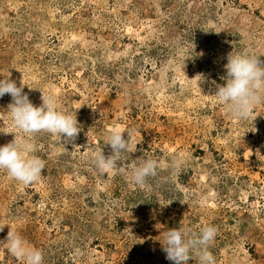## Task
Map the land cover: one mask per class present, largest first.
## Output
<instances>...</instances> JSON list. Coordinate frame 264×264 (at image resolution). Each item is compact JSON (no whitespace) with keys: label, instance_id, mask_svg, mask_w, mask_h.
<instances>
[{"label":"rangeland","instance_id":"obj_1","mask_svg":"<svg viewBox=\"0 0 264 264\" xmlns=\"http://www.w3.org/2000/svg\"><path fill=\"white\" fill-rule=\"evenodd\" d=\"M230 53L264 65V0H0V79L23 78L37 107L56 97L81 129L26 135L0 98V146L16 136L45 163L28 185L0 170V264H22L10 226L43 264H173L165 232L204 226L215 264H264V104L238 120L212 95ZM116 127L136 147L100 173ZM149 158L164 167L141 189L128 172Z\"/></svg>","mask_w":264,"mask_h":264},{"label":"clouds","instance_id":"obj_2","mask_svg":"<svg viewBox=\"0 0 264 264\" xmlns=\"http://www.w3.org/2000/svg\"><path fill=\"white\" fill-rule=\"evenodd\" d=\"M232 53L228 55L225 65L227 75L222 78L226 82L216 85V91L212 95L225 106L233 118L247 120L258 106L264 104V65L255 55ZM25 86L23 78L19 86L9 78L0 79V98L5 94L12 98L7 108L8 119L12 125L26 135L47 132L71 143L81 130L77 117L61 110L56 97L52 95L42 93V104L39 107L34 106L28 94L24 93ZM132 136L133 130L125 133L120 127L113 128L104 141L110 146L111 155L105 156L102 150L94 151L92 163L95 168L100 173H110L117 169L122 154L131 152L136 147ZM184 161L183 155H177L171 160L169 167L176 171ZM44 167L43 160L26 155L16 136L12 142L0 146V170H5L10 178L21 184L38 182ZM162 167L164 165L151 158L139 165H132L128 172L129 182L141 189L150 188L149 179L157 176L158 168ZM4 226L0 225V231H3ZM216 235L215 226H204L198 233L189 228L171 229L164 234L162 250L173 264H188L193 256L198 257V264H215L209 248ZM5 245L8 253L22 261V264H43L42 252L31 246L11 226Z\"/></svg>","mask_w":264,"mask_h":264}]
</instances>
